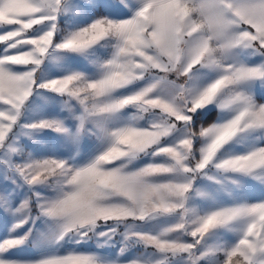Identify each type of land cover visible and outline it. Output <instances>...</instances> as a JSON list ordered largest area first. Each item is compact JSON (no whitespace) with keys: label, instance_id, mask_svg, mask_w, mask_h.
I'll use <instances>...</instances> for the list:
<instances>
[{"label":"snow or ice","instance_id":"6c2138e0","mask_svg":"<svg viewBox=\"0 0 264 264\" xmlns=\"http://www.w3.org/2000/svg\"><path fill=\"white\" fill-rule=\"evenodd\" d=\"M0 264H264V0H0Z\"/></svg>","mask_w":264,"mask_h":264},{"label":"rangeland","instance_id":"374dc122","mask_svg":"<svg viewBox=\"0 0 264 264\" xmlns=\"http://www.w3.org/2000/svg\"><path fill=\"white\" fill-rule=\"evenodd\" d=\"M18 255L21 256V257H23V256L26 255V253L25 252H21V253H18Z\"/></svg>","mask_w":264,"mask_h":264},{"label":"trees","instance_id":"16d2710c","mask_svg":"<svg viewBox=\"0 0 264 264\" xmlns=\"http://www.w3.org/2000/svg\"><path fill=\"white\" fill-rule=\"evenodd\" d=\"M212 119H213V116H210V117H209V120H212Z\"/></svg>","mask_w":264,"mask_h":264}]
</instances>
